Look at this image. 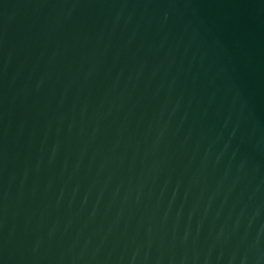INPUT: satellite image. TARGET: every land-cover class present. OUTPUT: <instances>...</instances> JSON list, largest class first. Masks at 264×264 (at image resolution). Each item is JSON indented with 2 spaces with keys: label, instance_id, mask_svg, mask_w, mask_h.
<instances>
[{
  "label": "water",
  "instance_id": "water-1",
  "mask_svg": "<svg viewBox=\"0 0 264 264\" xmlns=\"http://www.w3.org/2000/svg\"><path fill=\"white\" fill-rule=\"evenodd\" d=\"M0 264H264V0H0Z\"/></svg>",
  "mask_w": 264,
  "mask_h": 264
}]
</instances>
